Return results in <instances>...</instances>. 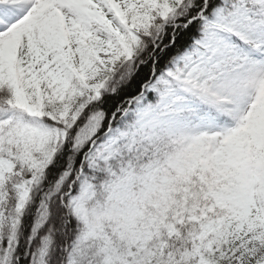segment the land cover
Masks as SVG:
<instances>
[{"label": "snow or ice", "instance_id": "obj_1", "mask_svg": "<svg viewBox=\"0 0 264 264\" xmlns=\"http://www.w3.org/2000/svg\"><path fill=\"white\" fill-rule=\"evenodd\" d=\"M0 264H264V0H0Z\"/></svg>", "mask_w": 264, "mask_h": 264}]
</instances>
